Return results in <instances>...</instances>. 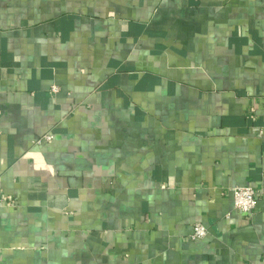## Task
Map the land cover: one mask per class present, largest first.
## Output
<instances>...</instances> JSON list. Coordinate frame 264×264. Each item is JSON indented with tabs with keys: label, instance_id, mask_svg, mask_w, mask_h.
I'll list each match as a JSON object with an SVG mask.
<instances>
[{
	"label": "crops",
	"instance_id": "crops-1",
	"mask_svg": "<svg viewBox=\"0 0 264 264\" xmlns=\"http://www.w3.org/2000/svg\"><path fill=\"white\" fill-rule=\"evenodd\" d=\"M0 191V264H264V0H0Z\"/></svg>",
	"mask_w": 264,
	"mask_h": 264
},
{
	"label": "built area",
	"instance_id": "built-area-1",
	"mask_svg": "<svg viewBox=\"0 0 264 264\" xmlns=\"http://www.w3.org/2000/svg\"><path fill=\"white\" fill-rule=\"evenodd\" d=\"M52 93L57 91V88L55 86L51 87ZM53 139L52 134L47 133L43 134L39 138L36 139V144H41L43 142H50ZM232 194V201H233V207L234 209L246 216H250L254 213V210L256 209L258 197L259 195L257 192L250 186H237L231 189ZM9 203H13L11 198L6 197L1 191H0V205H6ZM208 231L207 228L200 224L195 223L192 227V231L189 235L190 240H198L202 239L207 235Z\"/></svg>",
	"mask_w": 264,
	"mask_h": 264
}]
</instances>
